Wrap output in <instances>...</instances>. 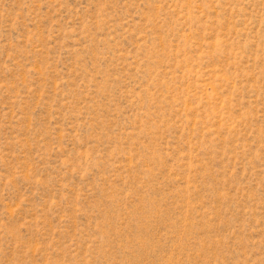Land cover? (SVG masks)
I'll return each instance as SVG.
<instances>
[{"label": "rangeland", "instance_id": "374dc122", "mask_svg": "<svg viewBox=\"0 0 264 264\" xmlns=\"http://www.w3.org/2000/svg\"><path fill=\"white\" fill-rule=\"evenodd\" d=\"M0 264H264V0H0Z\"/></svg>", "mask_w": 264, "mask_h": 264}]
</instances>
